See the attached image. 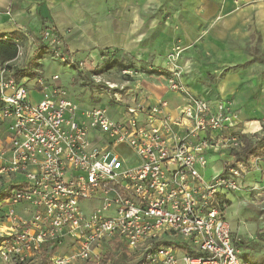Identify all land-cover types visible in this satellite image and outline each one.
I'll list each match as a JSON object with an SVG mask.
<instances>
[{
  "label": "built area",
  "instance_id": "obj_1",
  "mask_svg": "<svg viewBox=\"0 0 264 264\" xmlns=\"http://www.w3.org/2000/svg\"><path fill=\"white\" fill-rule=\"evenodd\" d=\"M39 41L74 63L54 30ZM181 51L174 45L171 55ZM157 74L183 102L172 112L162 99L135 100L115 118L103 107L81 109L57 74L36 79L33 103L26 82L0 67V177L11 186L0 209L14 229L0 259L17 264L67 244L68 255L48 258L69 264L97 257L118 237L151 264H253L237 251L223 208L226 194L244 186L248 164L232 158L208 179L203 172L211 151L238 149L245 132L237 111L190 91L179 68Z\"/></svg>",
  "mask_w": 264,
  "mask_h": 264
},
{
  "label": "crops",
  "instance_id": "obj_2",
  "mask_svg": "<svg viewBox=\"0 0 264 264\" xmlns=\"http://www.w3.org/2000/svg\"><path fill=\"white\" fill-rule=\"evenodd\" d=\"M161 4L170 14L166 19ZM147 11L150 16L144 15ZM45 28L54 30L77 59L119 49L148 61L146 68L153 72L142 78L146 90L137 101L162 99L173 112L183 100L166 89L157 73L179 68L183 83L196 95L230 101L240 129L264 131V0H0L2 37L38 42ZM176 43L182 51L174 59L168 56ZM36 90L30 89L37 98ZM209 157L215 159L213 174L231 162L222 150L211 151L208 164ZM259 176L249 171L244 185L259 182Z\"/></svg>",
  "mask_w": 264,
  "mask_h": 264
},
{
  "label": "rangeland",
  "instance_id": "obj_3",
  "mask_svg": "<svg viewBox=\"0 0 264 264\" xmlns=\"http://www.w3.org/2000/svg\"><path fill=\"white\" fill-rule=\"evenodd\" d=\"M160 6V15L163 19H166L170 15L169 11L162 4ZM144 15L150 16L151 11H147ZM154 15H157V12L154 11ZM151 35L152 32L149 31L145 36L146 44L150 43ZM12 40L14 41V39ZM39 42L38 40V42L27 43L18 40L17 56L11 64L13 68H24L28 69V72L34 73L31 76L33 78L21 79V81L26 82L29 90L32 89L38 77L49 79L52 75L57 74L59 77L57 85L62 86L67 94L79 104L81 109L103 107L106 108L110 116L115 118L120 117L126 106L131 105L146 90L144 86L142 87L144 84L142 78H146L150 74L148 72L150 70L146 68L149 65L148 61L137 59L130 53L119 49H103L96 56L86 54L81 59L71 55L74 63L66 64L57 59L58 57L54 56L50 50L40 47L41 43ZM61 48L66 52L63 41ZM170 55L171 53L168 57ZM29 93L32 102L36 103L40 96L36 98L32 91ZM243 132L245 133L240 135V144L237 150L257 141L264 144L262 139L264 131L261 133L252 130ZM222 151L227 156L224 159H231L232 161L233 156L229 152ZM125 156L132 157L130 154ZM213 161L215 159L209 157V164L204 169L206 179L213 174L210 165ZM223 163L224 167L229 164L227 161ZM246 163L249 166L247 173L256 170L261 175L259 177L263 178L264 157L252 156ZM260 180L259 182L256 180L251 184L246 182V186L228 192L227 197L230 198V195L233 197L231 202L222 199L225 202V207H223L224 216L230 224L234 245L240 256L254 264H264V192L260 189ZM10 191L11 187L0 177V199ZM219 200L221 201L220 198ZM23 208L24 206L18 204L14 206V211L16 214H21ZM2 213V209H0V243L5 237H8L9 233L14 231L11 222L7 217L2 216ZM67 248V244H61L55 247L53 252L68 255ZM101 249L96 254L97 257H90L86 260L77 258L69 264H151L145 261L139 250L124 247L118 237L107 238ZM53 252L45 254L44 249L41 248L40 251L31 253L24 261L17 264H52L48 255L53 254ZM178 254L180 255L179 251ZM0 264L14 263L0 259Z\"/></svg>",
  "mask_w": 264,
  "mask_h": 264
},
{
  "label": "trees",
  "instance_id": "obj_4",
  "mask_svg": "<svg viewBox=\"0 0 264 264\" xmlns=\"http://www.w3.org/2000/svg\"><path fill=\"white\" fill-rule=\"evenodd\" d=\"M42 48L48 49L47 45L41 44ZM18 52V44L15 43L12 39H2V36L0 35V67L9 69L11 72V75L16 80H21L23 78L27 77V80L30 78H33L31 76L34 75L33 72H28V69L24 68H13L11 67L12 62L15 60ZM152 73L153 71H148ZM39 88V87H38ZM2 103L0 101V107ZM264 140V137L262 138ZM231 156H233L234 161H242L246 162L250 157H264V144H261L259 141L253 143L252 145H246L242 147L240 150L229 152ZM8 185V184H7ZM9 187H11L9 185ZM9 193H6L3 195V197L0 199V202L7 198ZM54 251V248L50 246H46L44 249V253H52Z\"/></svg>",
  "mask_w": 264,
  "mask_h": 264
}]
</instances>
